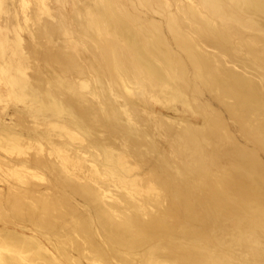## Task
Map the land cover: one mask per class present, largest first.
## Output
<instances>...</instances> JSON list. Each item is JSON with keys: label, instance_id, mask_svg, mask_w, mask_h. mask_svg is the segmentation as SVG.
Masks as SVG:
<instances>
[{"label": "bare ground", "instance_id": "bare-ground-1", "mask_svg": "<svg viewBox=\"0 0 264 264\" xmlns=\"http://www.w3.org/2000/svg\"><path fill=\"white\" fill-rule=\"evenodd\" d=\"M68 2L0 34V264H264V0Z\"/></svg>", "mask_w": 264, "mask_h": 264}, {"label": "rangeland", "instance_id": "rangeland-1", "mask_svg": "<svg viewBox=\"0 0 264 264\" xmlns=\"http://www.w3.org/2000/svg\"><path fill=\"white\" fill-rule=\"evenodd\" d=\"M167 1L170 2L169 10L172 13L178 12V8L183 5L194 7L196 6L195 0ZM70 12L71 8L69 7L68 0H5V4H2V2L0 1V34H6V39L10 41L13 38V34L10 33L8 24L9 27H12V29H17L21 47H23V51H26L25 47L28 46L29 43H32V39L30 36L32 32L37 31V29L44 23L50 25L56 24L59 17H63V15L66 16ZM156 18L158 19L157 16ZM56 40L59 44L65 46V49L69 52H72L76 55L81 52L90 55L86 48V44L77 37H74L68 27H64L63 30L59 32V36ZM39 41L44 44L41 49H44L51 45L46 42L45 38H40ZM203 49L209 53L215 52L214 49L209 47L203 46ZM226 65L238 72H243L238 66H235L233 64ZM27 72L30 73L31 69H27ZM243 73L246 76H250L256 79L255 77L251 76L250 73ZM150 103H152L153 108L155 109L153 115L156 117H161L166 122H170L171 120H173L179 123H185L183 121L187 119V123H191L194 126L200 125V121H196V118L198 117L188 111H184L179 103L168 105H162L157 102L153 103V101H150ZM172 106L175 109H173ZM214 106L217 107L216 104H214ZM168 107H170V109ZM145 112V110L141 109V113H143V115H146ZM222 114L224 115L226 122L231 125L230 127L236 136L237 142L242 145H247L248 142H246V140H244L239 132L233 128L232 120L229 119L224 111L222 112ZM259 157L264 165V153L261 152L259 154Z\"/></svg>", "mask_w": 264, "mask_h": 264}]
</instances>
